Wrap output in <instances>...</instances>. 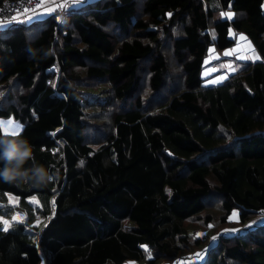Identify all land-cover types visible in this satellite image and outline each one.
Segmentation results:
<instances>
[{"label":"trees","instance_id":"16d2710c","mask_svg":"<svg viewBox=\"0 0 264 264\" xmlns=\"http://www.w3.org/2000/svg\"><path fill=\"white\" fill-rule=\"evenodd\" d=\"M55 14L0 27V117L54 175L0 179V264H264V222L224 229L264 211V0H82ZM237 33L256 57L203 84L206 65L230 62L204 64L208 49ZM14 207L24 218L5 230Z\"/></svg>","mask_w":264,"mask_h":264},{"label":"rangeland","instance_id":"374dc122","mask_svg":"<svg viewBox=\"0 0 264 264\" xmlns=\"http://www.w3.org/2000/svg\"><path fill=\"white\" fill-rule=\"evenodd\" d=\"M223 13L224 14H230V12L228 10L227 11L224 10ZM222 16L223 17H228V15H222ZM29 20L30 19H23L22 21H29ZM239 36H243V35L241 33H237L235 35V40L238 39ZM245 40H246L245 43L242 42V41H240V44H239V42H234L233 45L231 44L228 47L219 49L221 51L220 54L226 55L225 53H228V50L229 49H230L229 50L230 52L240 51L241 50L240 49V45H241L244 48V50H242V51L245 52V57H247V58L256 57L255 52L253 51L251 44L248 42V40L246 38H245ZM249 49H250L251 52L249 51ZM240 55L243 57L242 54H240ZM240 55L238 54L237 56L239 57ZM216 56H217V52L215 50H213V48L210 47L208 49V55L204 58L203 63L204 64L209 63L210 60H211V58L212 57H216ZM229 58H230V62H229V60H227V61L226 60H221L222 61L221 62V65H223L224 67H230L232 65H233V67H234V65L236 66V63L233 62V59H232V58H236V55L233 54ZM229 72H231V69L230 68H228V70H227V73H229ZM201 77H202L201 78V82L203 84H211V83H213V80H211L210 75L208 74V70L206 68L202 69V71H201ZM222 77H224V74L222 75ZM0 121L4 122L3 124H0V132L1 133L11 134V132L16 131V127L15 126H17V125L19 126L18 131L21 128V123L18 120L13 119L11 117H6V118H1L0 117ZM8 121H12V124L9 125L7 123ZM27 201L29 203H35L36 202V198H35L34 195H29V196H27ZM6 202L9 203L10 205L16 206V204H17V196L14 195V194H11V193H6ZM234 213L236 214V212L233 210L228 215V219H227L228 221H230V220H236V216L234 218H232V219H229L230 217H233V214ZM14 217H16V219H14ZM9 218L10 219H13V220L21 221L24 218V213H23V211L21 209H19L17 207H14L9 217H1L3 228L6 227L5 222L8 223ZM262 222H264V211H257L254 214V216H251V218H249L244 224H240V225H237V226H235V225L234 226H230L229 225V226H225L224 229H226V230H229V229H235V230L236 229H242L245 226L252 225L254 223H256V224L257 223H262ZM4 235H5V233L3 234V236ZM198 253L201 254L200 257H197L196 254H198ZM189 255L191 256V258H188L187 259L188 262L189 261H194V260L201 259L203 257V255H204V252H203L202 249H196L193 252L189 253L187 256H189ZM3 258L7 259V258H9V256L8 255H4Z\"/></svg>","mask_w":264,"mask_h":264},{"label":"clouds","instance_id":"9594fccd","mask_svg":"<svg viewBox=\"0 0 264 264\" xmlns=\"http://www.w3.org/2000/svg\"><path fill=\"white\" fill-rule=\"evenodd\" d=\"M28 162L30 166L25 167ZM0 164V179L6 182L42 187L54 179L36 162L31 145L22 137L0 135Z\"/></svg>","mask_w":264,"mask_h":264},{"label":"built area","instance_id":"2783aa9c","mask_svg":"<svg viewBox=\"0 0 264 264\" xmlns=\"http://www.w3.org/2000/svg\"><path fill=\"white\" fill-rule=\"evenodd\" d=\"M39 2L40 0H31V3H29L28 0H0V21L12 20V18L16 16L17 13L22 14L25 8L29 9L27 16L30 17L33 10L37 8L36 6ZM65 3H67L66 7H58V5L56 7V14L54 15V20L57 23H60L62 21L63 14L71 7L70 0H65L59 5ZM23 18L25 19L24 15H21L20 21Z\"/></svg>","mask_w":264,"mask_h":264},{"label":"crops","instance_id":"0c3cea01","mask_svg":"<svg viewBox=\"0 0 264 264\" xmlns=\"http://www.w3.org/2000/svg\"><path fill=\"white\" fill-rule=\"evenodd\" d=\"M65 0H44V7H41V8H36L35 9V12L36 13H38L39 15H33V12H32V14L30 15V17H31V19H35V18H39V17H43L44 15H47V14H49L50 12H52V11H50V12H46L45 10H44V8H47V7H51V8H54L55 10H56V7H57V5H59L60 3H63ZM71 1V6H77V5H79L80 3H81V1L82 0H79V2H74V0H70ZM54 10V11H55ZM21 18V17H20ZM24 19V18H23ZM23 19H21V21L23 20ZM244 36V35H243ZM243 36H239L238 37V39H236L235 40V42H239V44H240V41H242V42H246V40H245V38L243 37ZM241 37H243V39H241ZM240 51H237V52H230L229 50H228V53L229 54H227V55H224V54H220L221 53V51H216L217 52V56L216 57H212L211 59H218L219 57H222V56H225V58H229L230 56H232L233 54H235L236 55V58H238V59H244V58H247V57H245V52H243L242 50H244V48L240 45ZM249 51H250V49H249ZM251 52V51H250ZM240 55V54H242L243 55V57L240 55L239 57L237 56V55ZM252 58V57H251ZM253 58H255V57H253ZM207 70H208V74L210 75V78H211V80H213V83H216V82H218L220 79H222L223 77H222V75L224 74V76L227 74V70H228V68H230L231 70H232V68L231 67H228V68H226V69H224L225 71L224 72H221V73H216V70H215V66L214 65H212V63H210V64H208V65H206V67H205ZM214 75V76H213Z\"/></svg>","mask_w":264,"mask_h":264},{"label":"snow or ice","instance_id":"6c2138e0","mask_svg":"<svg viewBox=\"0 0 264 264\" xmlns=\"http://www.w3.org/2000/svg\"><path fill=\"white\" fill-rule=\"evenodd\" d=\"M28 2L29 3H31V0H28ZM74 2H79V0H74ZM67 6V3H65V4H62V5H58V7H66ZM37 8H41V7H44V0H40V2L37 4V6H36ZM44 10L46 11V12H50V11H54L55 9L54 8H51V7H47V8H44ZM28 11H29V9L28 8H25L24 9V12L21 14V13H17V15L16 16H14L13 18H12V20H9V21H0V27H4V26H6L7 24H10V23H13V22H20V17H21V15H24V17L26 18V19H31V17H29V16H27V13H28ZM33 15H39L38 13H36L35 12V10H33ZM222 15H228L229 16V18H231L230 17V14H224V13H222ZM241 39H243V37H241ZM235 51V50H234ZM226 55L227 54H229V53H225ZM4 122H2V121H0V124H3ZM9 125L10 124H12V121H8L7 122ZM16 127V131H13V132H11V135H13V136H16V135H18V129H19V126L17 125V126H15ZM35 202V201H34ZM53 207H54V202H53ZM236 216V214L234 213L233 214V217H230L229 219H232V218H234ZM14 219H16V217H14ZM5 224H6V227H5V230H7V222H5ZM209 227H212V225H209ZM225 231H229V230H225ZM231 231H236V230H231ZM196 235H203L202 233H197ZM216 238L215 237H213V240H215ZM197 255V257H200L201 256V254H196Z\"/></svg>","mask_w":264,"mask_h":264}]
</instances>
